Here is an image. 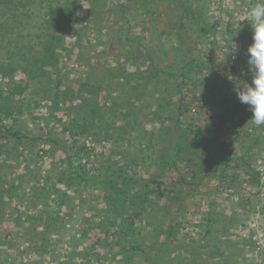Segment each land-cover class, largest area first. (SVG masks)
I'll return each instance as SVG.
<instances>
[{"label":"trees","instance_id":"1","mask_svg":"<svg viewBox=\"0 0 264 264\" xmlns=\"http://www.w3.org/2000/svg\"><path fill=\"white\" fill-rule=\"evenodd\" d=\"M53 1L48 21L50 36L42 46V56L35 57L40 61L39 70L49 65L45 72L50 65H58L63 34L71 27L73 18L80 17L84 7V0H65L62 5L61 0H51L50 4ZM96 1L97 4L102 1L101 10ZM14 3L0 0L4 10L0 20L13 17L18 21L25 13H18L19 5H31L34 0ZM132 7L153 21L152 26H160L156 46H146L145 35H130L132 19L128 13ZM106 11L117 24L115 31L122 33L117 44L125 49V58L117 67L109 66L102 71L103 75L96 74L95 83L89 77L83 80L79 89H84V93L70 91L69 82L51 71H47V79L29 74L27 84L18 86L16 66L0 62V86H6V90H0V224L15 210L14 219L21 230L18 237H25L29 251L39 252V256L22 264H41L54 234L67 222L64 207L70 202L71 193L82 196L95 192L105 201V221L99 224L105 225L104 231L109 236L112 234L115 255L123 264H204L211 257L213 260L207 264H236L243 254L235 251L253 243L252 236L238 241L229 237L235 234L232 230L238 221L236 215L228 216L226 209H218L212 202L200 222L202 236L193 235L185 240L176 234L183 204L170 217L165 208L160 215L162 209L157 199L181 200L211 178L206 176L209 173L218 175L215 191L223 185L238 193L240 171L245 172L247 181L261 185L262 175L253 166L252 150L264 139V126L250 121L253 115L250 107L236 95L239 87L253 79L247 51L253 43L251 23L248 20L235 24L228 20L224 25L219 19H211L212 13H208L209 6L206 8L203 0H93L88 8V12L101 16ZM7 32L5 29L0 36ZM223 44L231 45L230 51ZM12 52L8 50L9 54ZM221 53L231 65L232 78L221 82L218 89L219 81L198 94L195 88L211 83V76L217 74L213 60ZM240 66L247 69L245 74L240 72ZM35 78L39 81L36 93L47 102L28 101L23 108L24 91ZM103 91L109 93L110 103L107 100L103 103ZM63 97L69 99L66 106ZM75 98L81 99L79 104L72 103ZM197 99L209 115L207 123H199L200 115L193 113ZM40 106L49 108L50 117L60 112L67 120L54 126L53 118L33 112ZM26 113L35 123L40 122L41 133L36 134L35 127L23 121ZM145 116L152 119L149 131L140 126ZM235 118L239 130L229 142L241 140L238 154L218 134ZM248 121L250 125L246 127ZM141 141H146L145 147L140 145ZM103 142H109L112 150L105 161H100L96 146ZM132 144L138 146L139 157L130 158L125 166L115 164L113 153L128 158V146ZM42 157L51 158L46 169L40 164ZM33 161L38 167L29 169ZM143 161L150 163L148 175H131L129 167ZM22 163L24 173L17 175ZM166 174L174 176L169 179ZM27 184H31L29 189ZM251 197L252 194L241 196L248 212L253 207ZM140 223L147 225V229L140 228ZM8 236L10 232L0 236V246Z\"/></svg>","mask_w":264,"mask_h":264},{"label":"rangeland","instance_id":"2","mask_svg":"<svg viewBox=\"0 0 264 264\" xmlns=\"http://www.w3.org/2000/svg\"><path fill=\"white\" fill-rule=\"evenodd\" d=\"M16 4L17 0H14ZM26 2L27 0H21ZM51 0H34V3L31 5L24 6L20 4V14L19 20L13 19V17L1 18L0 20V32H3L5 29L9 30L7 34L0 36V62L4 64H12L16 66V79L19 81L18 86H24L27 84L30 75L38 74L40 79L49 78V73L51 71L58 76H62L64 81L69 82L70 91L84 93V89H79L81 87V82L89 77V81L92 83L96 82V74L99 76L103 75L102 71L107 69L109 66L119 65L125 58V49H122V46L119 44L120 34L116 30L117 24L114 23V19L107 15V11L101 16L96 12H88V8L91 5L93 0H84L83 2V11H81L79 18H73L70 22L71 27L64 32L63 41L61 47L58 49L59 63L56 66L50 65L49 70L44 71L49 67L47 65L45 69L39 70L38 58L42 56V46L47 41L50 36L51 29L49 28L51 10L55 5L54 1L50 4ZM61 5L65 0L60 1ZM98 1L95 3L97 4ZM258 0H203L204 6L207 8L209 6L208 13L210 14L211 19H219L223 24L230 20L232 23L239 24L240 22L250 21L251 17L248 16V12ZM18 3V2H17ZM102 1L96 6H101ZM100 10L103 7H99ZM136 8V7H135ZM130 14L131 29L130 35L133 37L135 34L145 35L144 43L146 46L152 47L157 45L155 36H158V30L160 26H152L153 21L148 20L144 17V14L141 10H134L132 7ZM4 12L2 10V5L0 4V14ZM8 13H11L12 10L7 9ZM212 15V16H211ZM148 20V21H147ZM49 21V22H48ZM59 25V24H56ZM163 24L161 25V27ZM56 28V27H55ZM114 29V30H113ZM114 31L116 33L112 34ZM113 36V37H112ZM163 40H167V37H162ZM173 37L171 38V40ZM201 41H198L197 45L200 46ZM203 44V43H202ZM196 45V44H195ZM231 45L223 44V47H226L227 51H230ZM154 48V47H153ZM8 50H12V54L8 53ZM15 51V52H14ZM225 56L217 54L213 60L216 65L217 74L211 76V83L205 84V86H199L195 88V91L198 90L200 94L204 87H212L216 84L221 85V82L228 81L226 79H231L233 74L231 73V65L224 58ZM161 60V59H158ZM163 60V59H162ZM218 62L220 66H218ZM95 68V72H93ZM57 69H61V72H56ZM130 69H135L130 68ZM246 68L240 66V72L245 74ZM30 74V75H29ZM221 80H219V75ZM209 77V76H208ZM253 77V75H252ZM243 75V80H245ZM35 81V82H34ZM28 84V88L25 89L24 95V107L28 105V101H32L33 104L39 102L46 103L45 99L41 100V95L36 93L35 87L38 86L37 79ZM244 82V81H242ZM64 87L61 88V90ZM202 88V89H201ZM0 90H6V86L1 85ZM191 93V91H189ZM192 94V93H191ZM18 96V94H17ZM19 97V96H18ZM192 97V96H190ZM102 98L104 102L109 101V93L103 91ZM64 106L69 104V99L63 97ZM81 101L80 98H75L73 104H79ZM51 102L49 101L48 104ZM110 103V101L108 102ZM192 109L193 113L200 115L197 121L199 123H207L209 115L204 113L205 110L201 108V100H194ZM27 112V111H26ZM33 112L36 115H48L51 120V123L54 126L58 125L59 122L63 123L67 120V116L60 114L58 116H49V108L46 106L36 107ZM56 112V111H55ZM203 112V113H201ZM25 121L29 127H35V133H41L39 124L35 123L30 114H23ZM151 120V122L149 121ZM235 120H231L224 128L218 131L219 137L224 138L225 142H229L234 135L239 130V125L234 124ZM237 121V120H236ZM10 122V121H6ZM42 123V122H41ZM248 124H244L246 127H249L250 121ZM35 124L37 126H35ZM44 124V123H43ZM152 119L149 116H145L140 122V126L149 131L152 129ZM48 130V129H47ZM54 130V128H53ZM264 137V136H262ZM262 142L255 147L252 156V162L255 169L259 170L262 175L261 185L252 184L247 181V176L245 172H241L240 180L238 186L240 187L239 192H234V190L226 189L225 186L221 185L218 190L215 191L216 183L219 182L218 175L216 173H209L206 176L207 180L197 186L198 190H194L191 195L183 197L181 200L177 201H168V197H163L157 199L158 206L162 209L169 210L168 215L174 217L178 210L177 207L179 204H183V210L180 212L179 220L181 225L176 230L177 237L180 236L183 239H191L192 236L201 237L203 231L200 227V222L203 219L204 210L208 208V204L214 202L215 206L218 209H226L228 216L236 215L238 221H236V226L234 228L235 234L229 237L234 240H241L243 237L253 238V243L250 246L245 248L238 249L235 251L237 254L242 253L243 255L238 257L236 264H259L263 262L264 264V139H261ZM137 143L140 142L139 139H135ZM89 142V141H88ZM241 140H233L228 146L232 152L238 154L241 150L240 148ZM88 145H91L88 143ZM140 145H146V141H141ZM129 147V156L128 158H122L120 153V158L115 153H113V161L118 163L120 166H125V163L130 160V158L138 156V146L130 145ZM98 152V157L100 161H105L112 150L109 142H103L100 145L96 146ZM119 155V154H118ZM141 159V158H140ZM44 168L46 169L51 162V158L42 157L41 159ZM24 164L20 167V172L17 175L24 173ZM38 163L35 161L31 162L29 169L37 168ZM149 162L143 161V164L134 163L132 167H129V173L148 175L147 172L150 170ZM205 171V170H204ZM199 174V177L204 174ZM174 176V175H173ZM170 174L169 177L173 178ZM205 176V177H206ZM42 182H45V178H42ZM41 182V183H42ZM31 184H27V188ZM252 194V205L253 207L248 212L247 207L241 203L242 195ZM104 198L102 195L97 197V193L90 192L83 194L82 196L77 192L71 193L70 202L66 207H64V212L67 214V222L61 227V229L54 234L52 238L51 248L46 252L44 259H42L41 264H123L119 261V258L115 255L116 246L113 241V236H109L106 233L105 225L99 224V222L104 223L105 218V206ZM240 202V205L238 204ZM246 205V204H245ZM170 207V208H169ZM163 209L161 210L162 215ZM166 213V212H165ZM16 215L15 210L11 212V215H8L7 218L0 224V236L10 232L11 236L7 237L6 243L0 246V263L1 264H22L29 259L36 258L39 252L32 253L27 249L29 243L25 237H18V225L14 219ZM174 215V216H173ZM169 217V219H170ZM27 223L26 225H28ZM235 224V223H234ZM101 225V226H99ZM141 226V223L139 224ZM140 228L147 229V225L143 224ZM98 234V235H97ZM225 237V236H224ZM11 240V242H9ZM241 244V242L239 243ZM27 254V255H26ZM216 253L212 254L215 256ZM32 257V258H31ZM218 261V257L215 258ZM213 258L205 260L203 263H210ZM234 263V262H233Z\"/></svg>","mask_w":264,"mask_h":264},{"label":"clouds","instance_id":"3","mask_svg":"<svg viewBox=\"0 0 264 264\" xmlns=\"http://www.w3.org/2000/svg\"><path fill=\"white\" fill-rule=\"evenodd\" d=\"M253 29V43L248 47V64L252 82L244 83L236 90L239 101L247 104L252 112L250 121L264 126V0H258L248 12Z\"/></svg>","mask_w":264,"mask_h":264}]
</instances>
